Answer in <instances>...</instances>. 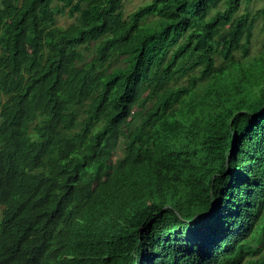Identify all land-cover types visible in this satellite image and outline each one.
I'll use <instances>...</instances> for the list:
<instances>
[{
	"label": "trees",
	"instance_id": "obj_1",
	"mask_svg": "<svg viewBox=\"0 0 264 264\" xmlns=\"http://www.w3.org/2000/svg\"><path fill=\"white\" fill-rule=\"evenodd\" d=\"M242 3L0 0V264H264Z\"/></svg>",
	"mask_w": 264,
	"mask_h": 264
},
{
	"label": "rangeland",
	"instance_id": "obj_2",
	"mask_svg": "<svg viewBox=\"0 0 264 264\" xmlns=\"http://www.w3.org/2000/svg\"><path fill=\"white\" fill-rule=\"evenodd\" d=\"M152 0H124V14L128 16L133 11H135L137 8H139L142 5H145L147 3H150ZM224 4V3H223ZM220 8H223L224 5ZM264 8V0H250L249 2H246V0H243L242 6L240 8V11L238 12L237 16L245 14L247 11L250 13H254L260 9ZM74 21L73 18H71L69 15L64 16H58L57 17V26L58 27H68L72 22ZM264 50V21L260 20L257 22V25L254 29V37L252 39V44L250 46V56H258L260 52ZM237 58H241V54H237ZM123 153V144L120 146L115 159H119L122 157ZM260 243V248L262 251L264 250V240Z\"/></svg>",
	"mask_w": 264,
	"mask_h": 264
}]
</instances>
